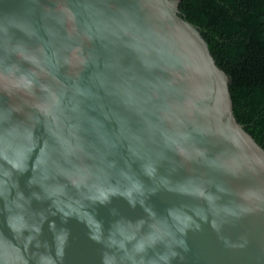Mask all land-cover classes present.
<instances>
[{
  "label": "water",
  "instance_id": "obj_1",
  "mask_svg": "<svg viewBox=\"0 0 264 264\" xmlns=\"http://www.w3.org/2000/svg\"><path fill=\"white\" fill-rule=\"evenodd\" d=\"M182 0H0V264H264V147Z\"/></svg>",
  "mask_w": 264,
  "mask_h": 264
},
{
  "label": "trees",
  "instance_id": "obj_2",
  "mask_svg": "<svg viewBox=\"0 0 264 264\" xmlns=\"http://www.w3.org/2000/svg\"><path fill=\"white\" fill-rule=\"evenodd\" d=\"M180 10L228 74L238 121L264 147V0H182Z\"/></svg>",
  "mask_w": 264,
  "mask_h": 264
}]
</instances>
